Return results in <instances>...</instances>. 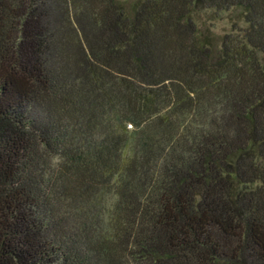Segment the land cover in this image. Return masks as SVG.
Wrapping results in <instances>:
<instances>
[{
    "label": "trees",
    "instance_id": "trees-1",
    "mask_svg": "<svg viewBox=\"0 0 264 264\" xmlns=\"http://www.w3.org/2000/svg\"><path fill=\"white\" fill-rule=\"evenodd\" d=\"M0 264H264V0H0Z\"/></svg>",
    "mask_w": 264,
    "mask_h": 264
},
{
    "label": "rangeland",
    "instance_id": "rangeland-1",
    "mask_svg": "<svg viewBox=\"0 0 264 264\" xmlns=\"http://www.w3.org/2000/svg\"><path fill=\"white\" fill-rule=\"evenodd\" d=\"M206 25L217 35L225 33L229 30V17L227 14H219L216 19L207 20Z\"/></svg>",
    "mask_w": 264,
    "mask_h": 264
}]
</instances>
